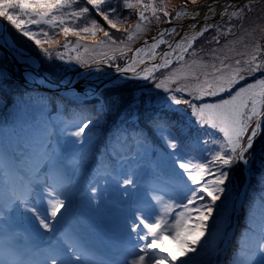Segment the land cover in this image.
Returning <instances> with one entry per match:
<instances>
[{
  "label": "snow or ice",
  "instance_id": "snow-or-ice-1",
  "mask_svg": "<svg viewBox=\"0 0 264 264\" xmlns=\"http://www.w3.org/2000/svg\"><path fill=\"white\" fill-rule=\"evenodd\" d=\"M188 2L197 4V0H185L181 10L171 15L164 0H159V3L156 0H147V2L145 0H134V2L133 0H0V18L8 21L37 46H41V53L47 60L55 58L64 61L65 54L42 47L44 44L53 43L49 31H45L42 26L46 25L55 35L62 34L65 37V42L60 46L65 50L69 49V33L77 37L79 44L81 39L87 36L95 37L97 32H102L103 36L94 40L95 45L106 46V43H110L117 46L111 49L113 53L111 56L105 53L103 63L115 61L117 52L122 57L132 52L125 67L115 65L116 71L124 79L151 81L157 90L164 93L162 96H148L146 99L143 94L140 97L134 95L125 108L123 116L124 119L133 116L138 119L141 107L145 109L147 126L137 130L138 136L141 137L137 142L142 143L143 139H146L143 134L148 129L154 134L159 133V139L164 141L169 150L166 155L161 154L160 157L170 165V181L166 186L174 185L176 191L175 194L164 193L168 196L167 201L163 196H153L159 207L144 205L131 209L132 218L129 221L131 234L134 235L136 242L143 243H133L131 249L123 253V259L118 260L116 264H205L202 254H207L203 250L209 247L206 241L211 234L208 221L214 219V213L220 211L223 204L222 197L229 192L226 181L232 168L238 164H242L251 172L254 145L264 134V75L252 83L238 86L247 75L264 73V44L255 46L257 54L250 60L237 59L234 66L224 63L229 59L226 53L209 49L212 56L221 61V68H216L215 64H212L211 73L207 71L202 73L205 79L194 77L197 81L194 86L187 84L180 86V79L186 77H182L176 69H173L170 77L166 76L160 81L156 79L158 72L167 70L174 63L173 57L175 63L183 68L181 62L185 60L186 54L200 55V52L194 49V42L206 32L215 31L216 35L212 37L213 43H219L221 37L234 35L233 29L238 26L233 24V20L246 18L252 7L250 3L237 5L233 0H227L221 11L217 13L215 11L217 0H214L213 4L206 5L204 24L200 31H195L197 25L191 24L189 32H194L193 35L185 32L179 40L166 41L163 37L166 34H175L176 28H165L157 36H153L151 41L145 39L141 47L135 50H132L125 40L118 42L101 23L102 20L109 29L119 31L117 26L123 22L121 17L124 20L129 18L124 15V10H135L137 23L124 30L125 39L131 42L147 30L146 25L151 24V18L159 22L161 17H164L169 23L185 16L196 19L200 12L199 10L189 12L186 8ZM121 4L122 9L119 7ZM149 10L151 17L146 15ZM92 13L100 19L89 20ZM217 15L220 17L219 22L208 23V20L214 19ZM31 25L37 26L38 31L30 30ZM252 31L264 32V26H255ZM41 34L45 39L37 38ZM163 44H168L171 50L159 53L157 60L156 50ZM0 45L8 47L12 58L25 64L26 79L36 82L39 65L29 54L15 48L11 39L4 36L3 29H0ZM145 48L150 55H141ZM71 59L72 57H69V60ZM75 59L84 63L79 57ZM242 64L244 67H241ZM0 78L6 77L0 73ZM40 82L43 83L42 80ZM172 84L176 86L173 87ZM185 93L188 96L186 99ZM220 94H226L227 98H221L216 103L202 102L203 97H217ZM71 99L77 106L83 103L77 98ZM117 102L114 100V103ZM181 104L191 109L198 126L216 130L217 139L212 141L211 148L208 147L207 139L189 137L184 131L174 132L169 126L167 117L159 115L160 112H176ZM62 124L60 131L71 138L65 140L66 147L74 148L78 145L83 149L84 144L93 140L92 130L95 121L87 114L86 109L78 107L74 118L62 121ZM69 127L74 130L68 132ZM133 128L135 129V125ZM40 147L43 150L37 153V159L43 163L35 179H28L27 183L12 178L0 179V264H107L95 258L92 250L75 230L69 231L62 227L64 224L62 218L71 208L74 199V186L66 177L70 171L74 174L81 165L85 164L87 153L78 151L75 153V159H66L60 151L53 148L51 143ZM255 151L264 157V143ZM113 164L117 166H104L103 171L98 170L89 180L88 187L92 194L90 201L100 195L96 185L101 180L104 181L105 187L109 180L113 181L115 187L123 192L124 198L137 197L140 185L137 183L135 173L125 172L123 167L119 166L122 162L113 161ZM258 167L264 170V159L259 162ZM17 171L21 170L17 169ZM41 172L44 175L43 182L48 185L45 189L47 200L45 205L37 206L32 204L31 197L34 186L40 182ZM5 176L4 169L0 167V177ZM257 179L264 188V171L257 175ZM129 188L132 189L131 192ZM147 191L157 190L149 188ZM218 201L221 204H218ZM99 203L102 201L98 200L97 204ZM133 204H139L138 198L133 199ZM258 210L259 219L247 225L242 232L237 242L240 255L238 258L233 257L231 264H264V196L259 198ZM189 221H192L191 225ZM22 222L28 225L27 230L32 232L35 239L43 243L41 247L40 243L34 242L28 249L31 259H24L21 256V250L26 246L19 240L17 228ZM186 227L198 229L199 234L192 240L181 239V232ZM165 233L172 240L179 242L178 255H172L163 247L162 237ZM220 235L223 238L225 234ZM44 237L47 239H42ZM157 241L161 245L159 249L155 247ZM4 249H7L6 257ZM211 249L215 251V244Z\"/></svg>",
  "mask_w": 264,
  "mask_h": 264
},
{
  "label": "rangeland",
  "instance_id": "rangeland-1",
  "mask_svg": "<svg viewBox=\"0 0 264 264\" xmlns=\"http://www.w3.org/2000/svg\"><path fill=\"white\" fill-rule=\"evenodd\" d=\"M159 0H156L157 3ZM207 0H197V4L193 5L192 3L188 2L186 5L187 10L190 9L193 6L200 5ZM134 2V0H133ZM147 2V0H145ZM167 10L171 15H174L177 10H181V6L185 4V0H164ZM256 2V5L253 4ZM246 3H250L252 5L251 10L248 12L246 18L244 19H234L233 24L237 25L238 27L234 28V35L227 36L224 38H227L224 40L223 45V51L227 54L229 59L225 60L224 63L228 64L229 66H234L235 60L239 59L241 61L243 60H250L252 56L256 55L255 46L258 44H264V39H260L261 37H264V32L256 31L253 33V28L255 26H264V0H242L237 5H243ZM260 4H262L260 6ZM255 5V6H254ZM119 7L122 9V4L119 5ZM129 12L131 14L129 15ZM124 15L129 16L128 19L124 20L123 17L122 23L118 24V29L120 31H117L115 29H109L106 24L103 23L101 20L102 26L105 28V30H109L112 34V36L119 42L121 40H125V43L128 44V46L135 50L138 47H141V43L144 42L145 39H148L151 41V38L153 35L158 32L160 29H164L165 25L169 22H167V18L165 22L163 23L162 17L157 22L155 18H151V24L146 25L147 30L140 34L139 38L135 39L134 41L128 42L125 39L124 30L129 28L130 25H135L138 21V17L135 13V10H124ZM147 16L151 17V10H149L146 13ZM96 18V16H90L88 19ZM97 19H100L97 17ZM227 19V17H225ZM177 21V19L172 20V22ZM220 20H217L215 22H219ZM1 22H3L0 19V29H3ZM213 22V23H215ZM4 23V22H3ZM5 24V23H4ZM175 27L176 33L180 29V25L178 23L176 24H170L167 28ZM4 35H6L8 38L11 39V43L15 48L23 50L25 53L29 54L35 62L39 65V72L37 73V77H39L43 83H40L38 80L36 82H32L28 79H26L24 70L21 68L20 65H18L15 61L10 59L6 51L0 50V57L4 59L5 66L7 64L12 65L14 68H16L20 75L13 74V79L15 81H22L29 86L33 87L34 89L38 90H46L51 93L60 95L68 100H71V98H77L78 101H85V100H91V99H98L100 104L104 105V99H103V93L107 90H114L122 84L134 82L136 83V86H132V90L135 91V88H138V92L140 90H143L144 88H147L149 84H152L151 81H144V80H130V79H120L116 81L108 82L107 84L101 86V88L97 91H87L86 89H76L75 87L67 88L66 90H58L56 87L60 86V84L66 80V78L70 75L76 74L79 71L82 70H89L94 69L99 66H107L111 69H116L115 65H119L121 68L125 67L126 61L129 60V58L132 56V52H128L127 56H121L119 52L116 53V60L115 61H109L108 63H103L102 61L105 58V53L108 56H111L113 53L111 51L112 48L117 47L116 45H111L110 43H106V46H99L94 44V40L99 39L103 36L102 32H97V35L95 37L87 36L84 39H81L79 44H77V37L73 36L72 33H69L68 41H69V49L65 50L62 49L60 52H63L65 54L64 61H60L59 59H52L51 61L44 58L43 54L41 53L42 57L39 55H36L34 53L29 52L23 47L16 46V44L13 42L12 38L10 37L9 33L5 28L3 29ZM165 35L163 37L164 40L170 41L174 39V36L176 35ZM83 35V34H82ZM199 38V37H198ZM197 38V40H198ZM53 43L52 44H44L42 47L44 48H53L57 49V45H63L65 42V37L63 35L59 36L56 35L52 38ZM210 41L212 42V37L210 39L206 40H198L194 49L200 52V55L197 56H191L186 54L185 60L181 62V64L184 65L183 68H181L180 64L175 63V57H173L174 63L169 66L167 70H161L156 74V79L159 77L158 81L164 80L166 76H171L173 69H176L182 77L179 81V85L183 86L185 84L189 86H194L197 81L194 78L195 76H199L200 80L205 79L204 73L205 71L211 73L212 72V64H215L216 68H221V61L219 59H213L210 61V58L212 57V54L208 51L209 49H213V47L209 48ZM196 42V41H195ZM194 42V44H195ZM168 46V44L159 45L158 49L156 50L157 53H161L165 50V48ZM229 46V47H228ZM1 47V46H0ZM217 47V46H216ZM216 49H221V47H217ZM58 51V50H56ZM219 53L220 51L217 50ZM141 55H150L148 53V49L145 48L144 53ZM53 56L55 57V51L53 52ZM69 57H72L71 60H69ZM76 57H79L81 61L84 63H80L75 59ZM51 62L49 64V67H53V74L57 76V80L50 79L46 75V67L47 62ZM53 61V62H52ZM259 61H257L258 63ZM205 65H208V67H205ZM45 67V68H44ZM241 67H244L242 64ZM44 76L48 82H45L42 79V76ZM264 73L256 72L252 75H247L246 79L244 81H240L238 86H244L246 83H252L255 79L260 78ZM158 76V77H157ZM165 83L168 84V81L165 80ZM107 85V86H106ZM171 86L175 87V84H172ZM153 90H155V86H152ZM157 92L156 97L164 95V93L161 90H155ZM224 95V94H223ZM147 97L149 95H146ZM154 96V95H153ZM222 97V94H220ZM184 98H188L187 94L185 93ZM209 97H203L202 102L204 103H216L218 102L219 98L217 100L211 101L208 99ZM199 103V102H197ZM179 110L176 111V114L178 116L187 118L188 121L194 122L195 117L191 114V109L183 104L178 106ZM254 126V125H253ZM204 129V127H203ZM207 129V130H205ZM205 131H201V135L204 139L209 140H216L217 134L216 130L211 129L209 127H205ZM66 133H62L60 129L55 128V132H53L49 140L44 144L47 145L51 143V145L54 148V143L60 144L61 147L65 146V140L67 139ZM219 136H222V134H219ZM43 162L41 161L40 164H38L37 168L26 175L21 174L17 171L16 164H11L8 161H4L0 163V167L4 169V172L6 174L5 177H0V179L4 178H12L17 180H23L25 183H27L28 179H35L37 171L40 170V166ZM92 166V161L88 163V165H85L82 169L78 171V177L75 178V173L73 174L71 171L69 172V175L66 177L67 180L71 182V184L74 185V199L72 202L71 208L65 212L64 217L62 218L64 221L63 229L65 230H75L79 236L83 239L85 243L89 246V248L92 250L95 258L99 261L107 262V264H111L109 262V259L106 258V254H108L110 251L115 250L113 252H120L121 255L126 250H130L133 243H143V242H136L134 235L131 234V228L129 221L132 218L131 215V209H133L136 206H144V205H156V201L153 199V196L160 197L163 196L164 200L167 201L168 196L164 195V193L172 194L160 187V185L154 186L152 189H156L157 191H147V186L150 184H147L144 182L143 178H136L137 183L140 185L139 189L137 190V197L139 200L138 205L133 204V199L136 198H124L123 192L121 190H118L115 187V183L111 180H109L107 187H105V183L103 180L100 181L98 185H96L100 190V195L95 199L90 201L91 192L90 189L87 186H84V183L86 182V179L89 178L87 175V169ZM119 166L123 167V170L125 172H134V166L131 163L130 159H126L120 164ZM241 167V170L243 174L245 175V180L243 185H237L234 188L235 191V206H236V213L237 216H240L242 213V203L245 199V193H246V187L249 180V172L244 168L242 164H238L235 166V169L237 167ZM44 175L43 172H41L40 175V182H38L34 186V192L31 197L32 204H36L37 206H43L46 204L47 200V193L45 191L46 187L48 186L43 182ZM234 181L236 182L237 179L234 178ZM51 183V181H49ZM158 186V187H157ZM163 190V191H159ZM129 191L131 192L132 189L129 188ZM100 200L102 203L97 204V201ZM159 207V205H156ZM238 224V220L234 221V224L232 227H229L228 230L224 233V237L221 239L220 246L217 248L216 252L214 253L213 259L210 264H213L215 261L218 262V264H222V261L224 260L227 250L221 254L220 249L223 245L224 239L227 235V233L230 230H233L235 233L236 227ZM28 229V225L26 223H20L17 231L19 233V240L22 242L25 248H22L21 250V256H23L26 252H28V249L31 248L32 243L38 242V240L35 239L32 232ZM43 231V230H41ZM233 233V236H234ZM51 235V234H49ZM219 232H216V234H213L212 237L210 236L209 241L216 243L218 241ZM44 240L47 239V237L42 238ZM164 240V248H168V246L172 242L171 237L165 233L162 237ZM43 247V246H42ZM155 247L159 249L161 247L160 242L157 241ZM5 250V249H4ZM3 250V251H4ZM138 250V247H137ZM170 252V251H169ZM97 256H102V258H97ZM6 257V255H5ZM220 259L218 260V258Z\"/></svg>",
  "mask_w": 264,
  "mask_h": 264
},
{
  "label": "trees",
  "instance_id": "trees-1",
  "mask_svg": "<svg viewBox=\"0 0 264 264\" xmlns=\"http://www.w3.org/2000/svg\"><path fill=\"white\" fill-rule=\"evenodd\" d=\"M253 4L256 5V2ZM94 15L95 13H92L91 16ZM0 19L6 24L7 32L16 46L23 47L29 52L42 57L41 46H37L33 40L24 37L8 21L3 20V18ZM162 20L164 23L166 18L162 17ZM42 27H44L45 31H49L51 38L56 36L46 25ZM29 29L38 31L37 26L34 25L29 26ZM56 31L58 32V29ZM61 35L59 34V36ZM215 35V31L210 30L202 37H199L198 40L210 39V37ZM37 38L45 39L42 34L38 35ZM226 39L221 37L219 43L210 41L212 45H209V48L213 47V49H216L220 46L221 49L217 50L220 52L223 51L225 49L223 48L224 40ZM198 40H196L194 47ZM60 46L58 44L56 50L61 51L63 48ZM213 59L214 57L212 56L210 61ZM49 64L51 62L48 61L47 66H45L46 68L44 67L46 69V75L50 79L57 80V76L53 74V67H49ZM0 73H3L4 77H6L0 78V163L4 161H8L11 164L15 163L17 168L21 170L20 172L24 174L33 172L41 162L37 159V153L43 150L40 146L49 140L50 134L55 132V128L60 129L63 127L62 121L74 118V113L78 111L79 107L86 109L87 114L95 121V126L92 130L93 140L88 144H84L83 149H80L78 145L74 148H63L60 144L54 143V148L60 151L66 159H75V153L78 151L87 153V161L77 169L75 178L78 177V171L92 161V166L87 169L89 178L84 183V186H87L89 180L95 176L98 170L103 171L104 166L114 167L117 165L113 164V161L123 162L126 159H130L134 166L136 178H143L145 183L150 184L147 186L148 189L160 185L162 189L175 194L176 189L174 185L166 186V183L170 181V165L161 160L160 157L161 154L166 155L169 150L166 148L164 141L159 139V133L154 134L151 129H148L143 134L146 139H143L142 143L137 142L141 139L137 134V130L146 128L147 126L145 109L141 107L138 119L135 116L124 119L123 116L125 108L132 101L134 95L140 97L143 94L145 99L147 98L146 95L156 96V89H152L154 88L152 87L154 86L153 82L150 86L147 84V88H144L143 85V90L139 92L138 88H135V91L132 90V86H136L134 82L122 84V86L114 90H107L102 94L104 99L103 106L96 98L85 100L77 106L71 100L60 95L46 90L34 89L22 81H15L13 74L20 75L19 71L10 64L5 66L4 59L1 57ZM158 79L159 77L157 81ZM218 97L227 98V95L222 94V97L219 95L217 97H209L208 99L214 101ZM114 100L118 102L114 103ZM159 115L167 117L169 126L174 132L179 133L180 131H184L189 137H198L204 140L201 131L207 129L204 127V130L198 126L196 121H188L187 118L178 116L176 112H160ZM53 125H56V127H53ZM133 125H135V129ZM73 130L71 127L67 129L68 132ZM66 137L67 139H71L68 136ZM207 140L209 141L208 147L211 148L212 140ZM262 143H264V134L260 136L254 145V158L250 166L251 172L248 171L250 179L246 187L245 199L242 203V213L240 216H237L236 213L234 188L236 184L243 185L245 175L239 166L231 170L230 176L226 181L229 192L225 197H222L223 204L220 201L217 202L221 204L220 211L214 213V219L208 221L211 234L207 237L206 241L209 247L203 250L207 254H202V259L205 264L211 263L214 253L220 246L222 239L220 234L225 233L229 227H232L234 221L238 220L231 246L222 261V264H231L233 257L238 258L240 255L237 242L240 240L242 232H244L247 225L259 219L258 203L259 198L264 196V188L261 187L257 175L264 171L258 167L259 162L264 157H261L255 150ZM234 178L237 179L236 182ZM184 179L186 180L187 177L185 176ZM191 223L192 221H189V225ZM216 232H219L218 241L216 243L210 242V236L212 237ZM198 234V229L186 227L181 232V239L192 240ZM171 243L173 244L168 246L167 251H170L172 255H178L180 250L179 242L172 240ZM213 244H215V251L211 249Z\"/></svg>",
  "mask_w": 264,
  "mask_h": 264
},
{
  "label": "bare ground",
  "instance_id": "bare-ground-1",
  "mask_svg": "<svg viewBox=\"0 0 264 264\" xmlns=\"http://www.w3.org/2000/svg\"><path fill=\"white\" fill-rule=\"evenodd\" d=\"M242 0H233V2L235 4H238L239 2H241ZM227 0H217V2H215V11L217 13H219L222 9V6L224 3H226ZM214 0H207L206 2L197 5V6H193L190 9H188L189 12H193L196 10H199L200 15L196 17V19H191L188 16H185L181 19H177V23L180 25V29L178 30V32L176 33V35L174 36L175 40H179L181 36L184 35L185 32H189V25L191 24H196L197 27L195 28V31H200V28L203 26L204 24V15L206 12V5L209 4H213ZM209 15H211L209 13ZM217 20H220V17L217 15L214 19H210L208 20V23H213ZM159 32H156L153 36H157ZM190 35H193L194 32H189ZM5 37H7L6 35H4ZM2 51H6L8 56L10 57V59H12L13 61H15L18 65L21 66V68L24 70L25 73V64L21 63L20 61H18L15 58H12V53L10 51V49L4 45H0ZM186 46V45H185ZM170 51L171 49H169V47L167 46L165 48L164 51ZM163 51V52H164ZM161 52V53H163ZM157 60H159V54L156 57ZM120 79H124L122 78L121 74L118 73L116 71V69H111L108 68L107 66H99L97 68L94 69H87V70H82L77 72L76 74L70 75L66 78L65 81H63L60 86L56 87L58 90H66L67 88L70 87H75L76 89H86L87 91H97L101 88V86L107 84L108 82L111 81H116V80H120ZM40 82V78L38 77L37 79ZM41 83V82H40ZM233 230H230L223 242V245L220 249V253L223 254L227 248L230 245V242L232 240L233 237ZM36 243H40L41 247L43 246V243L41 241H38ZM33 244V243H32ZM32 246V245H29ZM115 250H112V252L110 251L108 254H106V258L109 259V262L111 264H116V262L120 259H123V255H121L120 252H113ZM26 256V255H25ZM31 255H29L28 258H30ZM27 258V257H26ZM97 258H102V256H97ZM104 259V258H102ZM213 264H218V262H214Z\"/></svg>",
  "mask_w": 264,
  "mask_h": 264
},
{
  "label": "water",
  "instance_id": "water-1",
  "mask_svg": "<svg viewBox=\"0 0 264 264\" xmlns=\"http://www.w3.org/2000/svg\"><path fill=\"white\" fill-rule=\"evenodd\" d=\"M177 23V21H174V22H171V23H167L166 25H165V27H164V29L165 28H167L170 24H176ZM1 24H2V28L4 29L5 28V24L3 23V22H1ZM162 29H160L158 32H160ZM148 40V39H147ZM144 42H142L140 45H142ZM0 50H2L1 49V47H0ZM42 76V75H41ZM42 79L45 81V82H48V80L44 77V76H42ZM232 241V240H231ZM231 246V242H230V245H229V247ZM228 247V248H229Z\"/></svg>",
  "mask_w": 264,
  "mask_h": 264
}]
</instances>
